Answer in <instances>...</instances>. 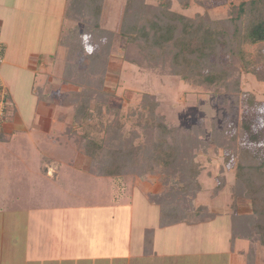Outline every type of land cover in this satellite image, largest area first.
Masks as SVG:
<instances>
[{"label":"rangeland","instance_id":"rangeland-1","mask_svg":"<svg viewBox=\"0 0 264 264\" xmlns=\"http://www.w3.org/2000/svg\"><path fill=\"white\" fill-rule=\"evenodd\" d=\"M51 1V7L57 10L59 36L63 35L64 28L69 27L63 35L66 37L71 29L80 24L63 18L68 0ZM242 1L247 0H209L203 9L195 0H190L186 10L180 0H145V3L151 7L166 5L173 19H182L195 18L197 13L204 12H208L212 18H224ZM121 2L104 0L99 12L102 13V25L115 27ZM49 17L47 20L50 23L55 14ZM80 28L82 30V24ZM124 49L125 40L116 37L105 85V91L114 97L106 106L95 105V100L90 107L82 105L80 110L74 106L78 102L73 104L72 98L80 93L81 88L74 81L64 84L63 75L73 63L68 60L69 50L58 46L54 74L58 81L54 86L56 93H52L57 106L47 124L51 130L50 138L35 128L31 132L35 138L31 141L18 138L9 145L2 144L6 142L5 135L10 128L6 124L0 127V205L7 207L10 214L20 217L19 233L29 231L32 236L37 233L35 243L47 245L45 248L54 243L126 247L131 240L141 237L144 226L153 224L152 217L158 210L148 205L143 194L160 189L157 178L149 175L148 179L154 182L149 183L130 176L123 178L118 185L104 171L96 170L99 152L88 150L81 142L83 138L87 141L93 137L98 141L102 137L107 138L111 130L107 126L115 121V111H119L115 125L121 129L122 138L125 140L136 134L139 137L136 143L147 137L148 132L143 126L151 129L158 124L159 116L173 128L204 127V144L197 150V162L204 170L199 179L202 193L198 204L224 209L225 213H232L231 186L236 174L235 161L232 154L226 160V153L231 151L223 152L217 143L210 142L215 129L222 130L227 126L228 133L234 135L244 121H249L251 135L248 137L249 133H244L241 144L264 155V106H253L244 99L241 102L230 100L223 117L219 118L223 96L217 93L216 87L207 88L181 76L162 75L157 69L127 63L123 60ZM251 50L250 56L256 57L257 51ZM80 55L86 57V54ZM218 58L222 64L228 62L224 53L219 54ZM211 60L214 63L216 57L212 56ZM75 64L81 67L77 62ZM256 68L262 70V80L244 73L241 89L264 102V61ZM78 69L73 71L74 77L78 76ZM152 112L154 115H151ZM14 116L12 111L10 119L15 121ZM15 128H23L17 129L18 132L15 130L17 133H28V127L17 125ZM258 131L263 137H259V140ZM87 133L89 135L85 138ZM220 177L225 178V184L231 185L220 193L217 200L212 201L210 197L219 185ZM145 208H153L154 211L142 216L139 211ZM8 236L7 233L6 239ZM62 236H66V239L63 240Z\"/></svg>","mask_w":264,"mask_h":264},{"label":"trees","instance_id":"trees-1","mask_svg":"<svg viewBox=\"0 0 264 264\" xmlns=\"http://www.w3.org/2000/svg\"><path fill=\"white\" fill-rule=\"evenodd\" d=\"M180 1L186 10L190 0ZM195 1L203 9L209 3V0ZM103 6L104 0H69L66 11L68 21L80 24L61 41L69 50L68 60L73 63L62 80L64 84L74 81L81 88L72 98L73 104L78 102L74 105L78 110L82 105L90 107L94 100L95 105L106 106L113 99L114 95L105 91V85L116 37L125 40V62L157 69L162 75L181 76L207 88L216 87L217 93L223 96L219 118L223 117L230 100L241 102L244 99L253 106H264L256 96L241 89L244 73L262 80V70L256 65L264 61V0L242 1L224 18H212L204 12L197 13L195 18L182 19H173L166 5L151 7L145 0H122L115 27L101 24L102 13L99 12ZM251 49L257 51L256 57L250 56ZM222 53L228 57L225 64L218 58ZM212 56L216 57L214 63ZM77 68L78 76L74 77L73 71ZM114 113L115 121L107 126L111 128L107 138H100L102 141L96 137L88 141L83 138L81 141L88 150L99 152L96 170L104 171L116 184L130 176L154 183L148 177H156L160 189L145 192V196L159 208L162 227L214 218L216 215L209 213L207 208L195 207L201 192L198 178L204 171L197 162V150L204 144L205 128H173L159 116L158 124L151 129L143 126L147 137L136 143L139 139L136 134L125 140L122 138L121 129L115 125L119 111ZM251 131L250 122L244 121L234 135L228 133L227 126L215 129L210 142L217 143L223 152L231 151L225 157L228 160L232 154L235 161V182L231 187L235 202L239 199L250 201V216H232L233 238L241 233L252 245L264 246V155L241 144L244 133H249L250 137ZM257 135V140L263 138L260 131ZM225 183V178L220 177L213 196L219 195ZM150 235L146 237L147 245Z\"/></svg>","mask_w":264,"mask_h":264},{"label":"crops","instance_id":"crops-1","mask_svg":"<svg viewBox=\"0 0 264 264\" xmlns=\"http://www.w3.org/2000/svg\"><path fill=\"white\" fill-rule=\"evenodd\" d=\"M51 5V0H0V40L5 47L0 79L8 92L6 125L10 128L5 135L6 142L2 144L9 145L18 138L31 141L35 138L31 133L35 128L45 132V136H51L47 124L57 106L56 98L52 97L58 81L54 75L55 63L58 61V46H62L61 38L69 28H64L63 35L59 36L57 10ZM66 11L67 8L63 18H66ZM52 13L55 17L49 23L47 17L51 18ZM12 111L15 121L10 119ZM17 125L28 127V133H17L23 129L17 130ZM229 185L227 183L225 188ZM220 193L210 199L217 200ZM200 194L195 207L207 208L209 213L216 215L214 218L162 227L159 208L148 201L149 206L158 210L152 217L153 224L144 226L141 237L131 240L126 247L54 243L45 248L47 245L35 243L37 233L33 236L29 231L19 233L20 217L0 205V264H264V246L260 243L252 245L241 233L233 238L232 216H250V201L239 199L235 202L232 198L230 214L224 209L198 204ZM143 197L147 199L145 194ZM153 208L139 212L144 216L148 211L153 212ZM238 226L243 229L242 224ZM148 233L151 235L147 245ZM62 237L66 239V236Z\"/></svg>","mask_w":264,"mask_h":264},{"label":"built area","instance_id":"built-area-1","mask_svg":"<svg viewBox=\"0 0 264 264\" xmlns=\"http://www.w3.org/2000/svg\"><path fill=\"white\" fill-rule=\"evenodd\" d=\"M5 61V47L0 40V69ZM7 110H8V92L5 85L0 79V127L7 122Z\"/></svg>","mask_w":264,"mask_h":264},{"label":"clouds","instance_id":"clouds-1","mask_svg":"<svg viewBox=\"0 0 264 264\" xmlns=\"http://www.w3.org/2000/svg\"><path fill=\"white\" fill-rule=\"evenodd\" d=\"M88 51H89V52H91V51H92V49H91V48H89V49H88Z\"/></svg>","mask_w":264,"mask_h":264}]
</instances>
